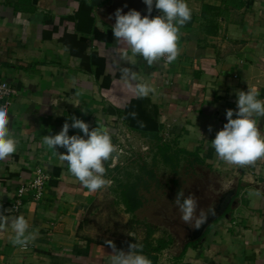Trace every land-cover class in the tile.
I'll list each match as a JSON object with an SVG mask.
<instances>
[{"label": "crops", "instance_id": "obj_1", "mask_svg": "<svg viewBox=\"0 0 264 264\" xmlns=\"http://www.w3.org/2000/svg\"><path fill=\"white\" fill-rule=\"evenodd\" d=\"M186 2L191 20L179 29L180 60L170 67L160 61L149 66L115 40L116 11L148 15L143 0H0V77L14 87L8 127L18 141L17 151L0 161V212L23 215L35 233L24 250L11 242L10 224H0V264H111L116 250L128 252L133 244L151 264H264V158L228 165L211 147L228 122L227 110H238V91L252 88L264 100V0ZM160 14L153 5L151 18ZM138 83L153 91L136 94ZM72 117L90 130L104 127L114 147L123 131L131 142L171 145L224 179H239L240 206L215 224L205 242L176 254L178 263L167 256L171 240L153 252L163 239L151 229L144 239L135 229L130 244L114 248L84 235L83 210L98 190L82 188L67 162L43 143ZM256 120L264 133V118ZM72 135L84 136L70 128ZM57 151L66 154L59 146ZM116 159L114 151L104 162L108 180L120 171ZM36 168L49 177L45 199L38 203L31 194L15 214L10 208L17 192Z\"/></svg>", "mask_w": 264, "mask_h": 264}, {"label": "clouds", "instance_id": "obj_2", "mask_svg": "<svg viewBox=\"0 0 264 264\" xmlns=\"http://www.w3.org/2000/svg\"><path fill=\"white\" fill-rule=\"evenodd\" d=\"M143 3L147 6L148 15L142 16L135 9L127 14L123 13V9L116 11V22L112 27L115 40L126 44L132 57H142L149 66L162 58L166 63L175 61L179 29L191 20L188 3L186 0H143ZM153 5L161 13L155 18H151ZM132 78H135V73H132ZM152 91L148 84L138 83L135 86V92L140 96H147ZM236 96L238 110H227L228 122L216 133L211 147L217 158L226 164L246 166L264 158V133L258 128L256 120L257 117L264 118V100L258 99L257 92L252 88L247 92L238 91ZM71 119L72 123L66 122L58 134L44 136L43 143L67 162L70 174L80 182L82 188L96 192L111 183L105 178L104 162L112 156L115 147L104 127L90 130V125L83 120ZM8 125V107L0 105V161H5L17 151L18 141ZM70 128L79 129L84 136H69ZM57 146L64 148L66 154L59 153ZM182 197L183 193H178L175 203L183 221L188 223L193 219L196 203L191 197ZM206 219L202 214L196 219V227L199 228ZM5 223L10 224L14 232L11 238L13 245L26 247L30 240L35 239V233L29 231V224L23 215L10 218L0 212V224ZM111 264H151V261L142 254L139 245L133 244L128 252L116 250L111 255Z\"/></svg>", "mask_w": 264, "mask_h": 264}, {"label": "rangeland", "instance_id": "obj_3", "mask_svg": "<svg viewBox=\"0 0 264 264\" xmlns=\"http://www.w3.org/2000/svg\"><path fill=\"white\" fill-rule=\"evenodd\" d=\"M118 142L115 161L120 166V171L110 172V185L99 189L91 208L87 206L88 209L83 210L86 221L83 234L92 236L97 241L108 240L111 245H127L130 244L128 241L135 229L144 234L143 239L149 235L146 229H151L157 233L155 239L173 241L167 256L169 262L178 263L179 259L174 257L186 234L184 227H194L196 219L211 205L213 191L220 188L221 183L233 179H224L218 170L202 167L188 155L181 156L177 167L164 164L160 157L154 165L153 159L158 151L156 145H140L128 140ZM173 149L177 151L176 147ZM144 167L147 171H154V179H149L142 172ZM131 175L133 178H130ZM135 176L142 179L139 193L143 206L135 214H128L122 202L120 187L128 182L133 183ZM240 192L241 190L239 194ZM178 193H183L182 199L191 197L196 203L193 219L188 223L183 221L182 213L175 203ZM230 212L232 208L229 209L228 213ZM215 224L208 229L205 238ZM156 244L158 247V242Z\"/></svg>", "mask_w": 264, "mask_h": 264}, {"label": "water", "instance_id": "obj_4", "mask_svg": "<svg viewBox=\"0 0 264 264\" xmlns=\"http://www.w3.org/2000/svg\"><path fill=\"white\" fill-rule=\"evenodd\" d=\"M239 190V179H234L233 181L221 183V187L213 191L212 203L204 213L207 217L206 221L199 228L196 227V224L194 227L189 225L184 227L186 234L177 256L185 251L189 245L205 242L208 229L218 220L231 218V213L227 212L230 208L233 211L240 206Z\"/></svg>", "mask_w": 264, "mask_h": 264}, {"label": "built area", "instance_id": "obj_5", "mask_svg": "<svg viewBox=\"0 0 264 264\" xmlns=\"http://www.w3.org/2000/svg\"><path fill=\"white\" fill-rule=\"evenodd\" d=\"M142 58V57H141ZM143 59V58H142ZM180 60V55L178 54L175 61L171 63H166L165 59L162 58L160 62L166 64L167 66H173ZM15 95L14 87L11 83L0 77V105H6L11 108L13 104V97ZM118 141L125 142L126 140L131 141V138L127 136L125 132H118L116 135ZM49 177L44 172L42 168H36L34 171V176L31 178L25 185L21 186L17 192V197L12 203V212L19 214L22 211V208L25 203V198L29 195H33L36 202L40 203L45 199L47 194ZM24 250H27L28 247H23Z\"/></svg>", "mask_w": 264, "mask_h": 264}, {"label": "trees", "instance_id": "obj_6", "mask_svg": "<svg viewBox=\"0 0 264 264\" xmlns=\"http://www.w3.org/2000/svg\"><path fill=\"white\" fill-rule=\"evenodd\" d=\"M103 38L105 39V37ZM157 148H158V151L153 159L154 165H156L158 157H160L164 164L177 167L179 163L181 162V156L185 154L183 151H179V150L175 151L173 149L174 147L168 144H162L161 146H158ZM142 172L147 174L149 179L155 178V173L153 170L147 171L146 167H144L142 168ZM130 178H133V175H131ZM141 183H142L141 177L135 176L133 183L128 182L124 185H121L120 187L122 202L125 205L126 211L128 214H135L143 206V202H142V199L140 198V193H139V188L141 187ZM151 235H153V232L151 233ZM198 244L199 242L195 244H191L187 247V249L191 246H196ZM167 248H168L167 243L163 240H160L158 241V247H156L153 252L160 253Z\"/></svg>", "mask_w": 264, "mask_h": 264}, {"label": "flooded vegetation", "instance_id": "obj_7", "mask_svg": "<svg viewBox=\"0 0 264 264\" xmlns=\"http://www.w3.org/2000/svg\"><path fill=\"white\" fill-rule=\"evenodd\" d=\"M228 213V212H227Z\"/></svg>", "mask_w": 264, "mask_h": 264}]
</instances>
